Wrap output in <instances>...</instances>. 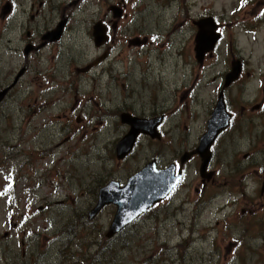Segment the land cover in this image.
Returning <instances> with one entry per match:
<instances>
[{"label":"rangeland","instance_id":"374dc122","mask_svg":"<svg viewBox=\"0 0 264 264\" xmlns=\"http://www.w3.org/2000/svg\"><path fill=\"white\" fill-rule=\"evenodd\" d=\"M202 16L221 37L200 63ZM61 20L60 39H42ZM237 51L251 92L223 87ZM22 69L0 103V264H264V89L253 80L264 74V0H0V90ZM219 91L231 119L210 179L190 157L166 198L107 237L116 206L88 218L99 188L151 160L178 168ZM122 112L163 119L160 138L139 134L119 159Z\"/></svg>","mask_w":264,"mask_h":264},{"label":"water","instance_id":"95a60500","mask_svg":"<svg viewBox=\"0 0 264 264\" xmlns=\"http://www.w3.org/2000/svg\"><path fill=\"white\" fill-rule=\"evenodd\" d=\"M120 10L114 9V15H119ZM65 20L58 22L55 29L47 31L42 35L46 41L60 39ZM198 30L195 34V58L202 62L207 53H211L221 34L217 31V24L212 16H207L195 20ZM94 44L102 45L107 40L106 27L100 22L93 25L92 30ZM135 40L133 42H137ZM45 43V42H44ZM25 49V54L28 52ZM24 69L20 70L13 81L0 90V101L7 92L18 82ZM240 71L239 61L232 63L231 70L225 74L224 86H227L233 79L237 78ZM230 114L226 111L223 92H220L216 104L210 113L206 123V130L201 135L198 145L191 151H186L180 157V164L189 159L192 155L198 154L200 157L199 174L201 177L210 179L211 171H207L211 160V145L216 137L225 130L230 122ZM163 116L144 118L134 116L128 112L120 114L122 123L129 125L127 133L116 143L115 153L119 159L127 156L133 149L139 134H148L150 137L159 138L157 126L161 123ZM181 177V170L175 172V164L171 163L165 168H157L154 160L148 162L144 167L128 177L124 185L116 181H109L100 187L97 193V201L88 213V218L92 219L103 207L108 204L116 206L114 216L110 222L107 237L122 231L128 224L134 221L139 215L148 210L153 204L164 199L177 185ZM261 192H264V180L261 185Z\"/></svg>","mask_w":264,"mask_h":264},{"label":"flooded vegetation","instance_id":"af4514ba","mask_svg":"<svg viewBox=\"0 0 264 264\" xmlns=\"http://www.w3.org/2000/svg\"><path fill=\"white\" fill-rule=\"evenodd\" d=\"M251 0H248V3L250 2ZM204 16H202V18H203ZM199 19H201V17L199 18ZM199 19H196V20H199ZM195 21V20H194ZM194 21H193V24H194ZM215 21L217 22L216 24H218V21H217V19L215 18ZM195 25V24H194ZM254 25V23L253 22H250V23H247V24H244V26L245 27H242V28H244V31L246 32V33H254L255 32V30H252V29H250V27H252ZM196 26V28H197V30H198V27H197V25H195ZM219 27V26H218ZM197 32V31H196ZM237 55H234L232 58H231V62H230V67H229V71L231 70V66H232V63L233 62H235V61H239V64H240V71H239V74H238V76H237V78H235V79H233L227 86H224V81H223V87H227V88H230V87H235L236 88V90L238 89H242V92H240V94H242L243 92H247L248 91V87H246L247 85H246V80L245 81H243L245 78H247L246 77V74H245V70H246V61L242 58V56H241V52L240 51H237ZM207 55V54H206ZM205 55V56H206ZM201 63V62H200ZM254 81H256L257 82V84H256V87L258 88H260L261 90L260 91H262V89H264V74H261V75H259V77H257V79H253ZM250 81H252V80H250ZM223 90V89H222ZM255 90H257V89H255ZM221 91V90H220ZM219 91V92H220ZM248 92H251V91H248ZM219 94V93H218ZM242 96V95H241ZM4 99V98H3ZM2 99V100H3ZM224 102H225V107H226V110H227V101L225 100V98H224ZM0 103H1V101H0ZM237 103V100L236 99H231L230 101H228V106L230 107V109H231V111H236L237 109H235L234 110V108L236 107V104ZM260 105H261V103L260 104H257V106L258 107H260ZM244 108H242V110H243ZM227 112H229L228 110H227ZM131 114V113H130ZM133 115V114H132ZM134 116H136V115H134ZM158 116H163V115H158ZM154 117H157V116H154ZM230 119H231V117H230ZM157 129H158V126H157ZM226 130V129H225ZM223 132V131H222ZM219 136V135H218ZM217 136V137H218ZM201 137V136H200ZM200 137H199V139H200ZM216 137V138H217ZM159 138H160V133H159ZM199 139H198V142H199ZM214 143V142H213ZM213 143H212V145H213ZM198 145V144H197ZM196 145V146H197ZM212 145H211V147H212ZM195 146V147H196ZM192 150V149H191ZM191 150H189V151H191ZM186 152V151H185ZM195 155H197L198 157H199V155L198 154H194V155H192L191 157H193V156H195ZM200 158V157H199ZM190 159V158H189ZM189 159H187V160H189ZM155 161V160H154ZM173 163V162H172ZM182 165H184V163L182 164ZM181 165V166H182ZM181 166H179L180 167V169H181V172L183 173V171H182V167ZM177 167V166H176ZM178 167V168H179ZM179 170V169H178ZM207 170V169H206ZM208 171V170H207ZM176 187V186H175ZM170 194V193H169ZM168 194V195H169ZM167 195V196H168ZM166 198V197H165Z\"/></svg>","mask_w":264,"mask_h":264},{"label":"trees","instance_id":"16d2710c","mask_svg":"<svg viewBox=\"0 0 264 264\" xmlns=\"http://www.w3.org/2000/svg\"><path fill=\"white\" fill-rule=\"evenodd\" d=\"M116 236H117V235H116ZM116 236H115V237H116Z\"/></svg>","mask_w":264,"mask_h":264}]
</instances>
